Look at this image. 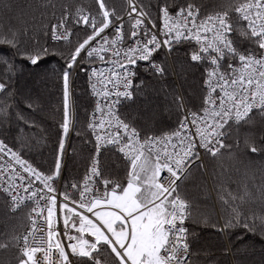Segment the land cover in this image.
<instances>
[{"label": "snow or ice", "instance_id": "snow-or-ice-1", "mask_svg": "<svg viewBox=\"0 0 264 264\" xmlns=\"http://www.w3.org/2000/svg\"><path fill=\"white\" fill-rule=\"evenodd\" d=\"M0 4V203L33 202L15 264H247L264 247V0ZM174 43L191 84L167 85ZM150 88L164 103L133 109ZM225 152L234 170L202 188L220 212L194 220L187 184Z\"/></svg>", "mask_w": 264, "mask_h": 264}, {"label": "trees", "instance_id": "trees-1", "mask_svg": "<svg viewBox=\"0 0 264 264\" xmlns=\"http://www.w3.org/2000/svg\"><path fill=\"white\" fill-rule=\"evenodd\" d=\"M7 2V0H5ZM14 3L18 4H39L41 0H13ZM55 3H72L75 2L79 6H82L87 10L88 6H91L93 3V0H54ZM110 4L115 3L117 6L121 2V0H108ZM200 3L204 5V10L207 14H211L216 10V5L220 2V0H199ZM34 14L36 15L37 19H39V11L33 10ZM49 15L51 14V10H49ZM9 23L8 15L5 12L2 4H0V30L3 29L5 25ZM12 23H16L15 20L12 21ZM174 48H176V51L172 54V64L173 69L176 74V80L177 84L175 83V78L172 75V71L168 73L167 76V85H170L172 87H178L180 84L185 83L187 81V84H191L196 77L199 76V73H196L195 76H193L191 73H185L181 71V68L179 67L180 63L182 62V59L184 57V47L183 45H173ZM174 58V59H173ZM141 72L144 73L145 79H150V74L144 69V67L141 66L140 69ZM152 83L155 85V89H159V84L155 81H152ZM187 84L185 85L187 87ZM85 79L81 78L78 79L75 85L76 90V96H82L85 88ZM36 87L41 90L45 91V85L40 83L39 81H36ZM47 91L52 92V104L55 106L57 103V96L55 95V89L50 87L47 89ZM164 103V96L163 94H158L157 91L154 89H148L145 94L139 95L135 97V101L132 104L133 109H139L144 110L145 105L149 106H155L157 104H163ZM81 118H83L84 108L81 107L80 109ZM243 133L241 134V137L239 138L242 140ZM236 138H234L235 141ZM78 143V141H77ZM69 152L71 153V149H69ZM45 155H48L47 151H45ZM118 163V162H113ZM237 161L234 160L232 157L229 156L227 152L224 153L221 157H219L215 161H207L205 163V169H202L201 171L205 172V175L201 176L197 174L193 177V179L187 184V193L189 196V199L191 201V208L190 212L194 218L200 219L205 213H209L212 215H215L220 212L219 205L215 203V193H213V199L210 201H206L205 196L202 194V188L207 184L209 188L212 187V181L211 177L208 175V173L215 172L217 174L221 172H232L234 170V166L236 165ZM260 161L259 158H256V164L259 165ZM69 165L71 167L72 173L75 175L77 173L83 174L84 167L82 163L74 162L72 160H69ZM256 172L255 182L259 186L261 185V173L257 169H254ZM235 185H233V188ZM121 199L122 198H117ZM253 209L259 213L260 210V203L256 202L254 205H252ZM28 215H29V209L24 208L20 211L13 212L10 209L6 208L2 203H0V243L8 242L9 247L7 250L0 248V264H15V245L11 244L12 237L17 234H22L25 230L27 223H28ZM203 225L201 224H192L193 231L197 234L200 233L201 228ZM251 243V242H250ZM197 246L193 245V252L196 253ZM241 259L245 260L247 264H261V261L264 260V247H262L259 237L255 238V242L252 246L248 248V250L241 255ZM193 264H201V261L197 260L196 255L193 257Z\"/></svg>", "mask_w": 264, "mask_h": 264}, {"label": "built area", "instance_id": "built-area-1", "mask_svg": "<svg viewBox=\"0 0 264 264\" xmlns=\"http://www.w3.org/2000/svg\"><path fill=\"white\" fill-rule=\"evenodd\" d=\"M174 44H176V43H174ZM169 61L171 63V59L170 58H169ZM142 67H143V65H142ZM105 71H106V69H105ZM21 195H23V192H21ZM32 207H33V202H26L25 206H22L18 211H20V210H22L24 208H28L29 209V213H30ZM33 217H34V214H33ZM36 223H37L36 239H39L40 229L44 227L43 219H38L36 221ZM30 226H31V224H30V221L28 219V223H27L26 228L30 227ZM23 233H24V231H23ZM45 236H46V231H45Z\"/></svg>", "mask_w": 264, "mask_h": 264}, {"label": "rangeland", "instance_id": "rangeland-1", "mask_svg": "<svg viewBox=\"0 0 264 264\" xmlns=\"http://www.w3.org/2000/svg\"><path fill=\"white\" fill-rule=\"evenodd\" d=\"M173 45H176V44H173ZM170 59H171V57H170ZM171 63H172V59H171ZM172 75L174 76V78H175V83L177 84L176 74H175L174 69L172 70Z\"/></svg>", "mask_w": 264, "mask_h": 264}, {"label": "crops", "instance_id": "crops-1", "mask_svg": "<svg viewBox=\"0 0 264 264\" xmlns=\"http://www.w3.org/2000/svg\"><path fill=\"white\" fill-rule=\"evenodd\" d=\"M130 206V205H129Z\"/></svg>", "mask_w": 264, "mask_h": 264}]
</instances>
